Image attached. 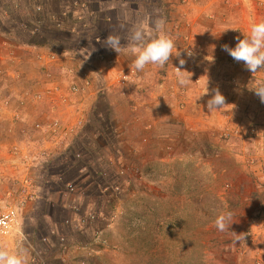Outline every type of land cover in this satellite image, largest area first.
<instances>
[{
	"label": "rangeland",
	"instance_id": "374dc122",
	"mask_svg": "<svg viewBox=\"0 0 264 264\" xmlns=\"http://www.w3.org/2000/svg\"><path fill=\"white\" fill-rule=\"evenodd\" d=\"M189 1L0 0V206L18 213L0 249L28 264H264V134L248 126L264 102L255 82L229 96L232 71L215 68L243 18L221 24ZM161 18L192 62L137 72L105 44ZM217 89L226 104L208 111ZM245 96L257 103L242 113Z\"/></svg>",
	"mask_w": 264,
	"mask_h": 264
},
{
	"label": "clouds",
	"instance_id": "9594fccd",
	"mask_svg": "<svg viewBox=\"0 0 264 264\" xmlns=\"http://www.w3.org/2000/svg\"><path fill=\"white\" fill-rule=\"evenodd\" d=\"M127 19V17H125ZM235 29V28H232ZM119 35L109 34L105 40V44L117 53L124 52L132 56V66L140 72L147 65H156L164 67L169 61L176 47L173 38L166 32L165 21L163 18L155 21L154 26H149L148 22H141L133 25L126 38V43H121ZM226 51L235 61L243 62L244 66L251 73L264 72V19L252 18L249 20L248 31L243 33V38H237L234 47L224 45ZM87 59V56H85ZM183 64V60L180 61ZM176 82L181 87L189 85L190 76H186L180 68H176ZM250 89L254 90L260 100L264 102V74L255 80L254 86ZM207 82L204 90L195 98L208 93ZM158 96H162L159 95ZM194 101V102H195ZM225 98L219 92L214 90L213 95L207 101L208 111L219 110L225 105ZM231 211H223L219 213L214 221V226L218 231L224 232L229 230L230 224L233 222ZM240 237L236 236L235 240L239 241ZM0 264H28V255L23 248L0 249Z\"/></svg>",
	"mask_w": 264,
	"mask_h": 264
},
{
	"label": "crops",
	"instance_id": "0c3cea01",
	"mask_svg": "<svg viewBox=\"0 0 264 264\" xmlns=\"http://www.w3.org/2000/svg\"><path fill=\"white\" fill-rule=\"evenodd\" d=\"M198 1H200L198 2V4L200 3L204 11L203 15L206 16L208 14H211V16H213L215 20L217 19L216 21L220 23L222 21L221 24H227L228 23L227 21H230L231 19H237L238 17L243 18V20L238 19L237 20L238 22L236 23H233V24L229 23L230 25H232V27L230 26L228 27L227 31H223L226 35H229L231 40L233 39L232 41H234V44L235 42H237V38L239 37L243 38V33H246L248 31L250 19L252 18H255L257 20L264 19V15L262 16L261 14L255 13L256 12L255 6L257 5L262 6L261 4L262 2L264 3V0H198ZM189 2H191V0ZM180 8H184V7L180 6ZM250 11H252V15H253L252 17L250 15L251 14ZM232 28H235V29H232ZM40 46L41 45L36 44L34 49H37L38 51L42 52L43 47H40ZM44 50L46 49L44 48ZM222 62L223 61L219 62L216 65L215 67L216 73L220 72V75L226 74L225 69L228 70V72L229 70L232 71L231 72L232 78H231L230 84H233L234 85L233 87H236V88L233 89L234 93H232V91L229 93V96H232V97L235 96V98L237 97L239 98V93L241 92L244 94L249 84L252 85L256 79L260 78L262 74H264V72L251 73L244 66L243 62H237L232 57H230L229 60H226V59L224 60V62H227V64L222 65ZM224 79H227V78H224ZM32 86H34V84H32ZM242 101L245 104V109L243 107L237 108V109L239 108L242 109V110L239 109L242 113L243 112L245 113L246 108L249 106L248 104H252L251 106H253L255 103H257L256 96H252L248 99H246V96H245ZM251 108H254V107H251ZM242 113L232 112V115L234 116L232 117L233 119L231 120V123H233L234 125H239L237 128L240 132L243 131L245 127H247L246 125H248V123H250V125H248L250 128H252V126H255L258 129L257 135L264 134V125H261L262 123H264V120L262 118L264 116L258 117L259 114H257L256 115L257 118H255V121L254 119H252L251 121H248L247 123V118ZM256 123H258L257 126H256ZM244 132L247 133V130H244Z\"/></svg>",
	"mask_w": 264,
	"mask_h": 264
},
{
	"label": "built area",
	"instance_id": "2783aa9c",
	"mask_svg": "<svg viewBox=\"0 0 264 264\" xmlns=\"http://www.w3.org/2000/svg\"><path fill=\"white\" fill-rule=\"evenodd\" d=\"M178 53L179 54L177 55V57L180 61L183 60V63L192 62L193 51L191 48L185 47L181 49ZM181 65L175 66L174 70L177 71L176 68H182ZM17 217V210L12 206H0V237L8 235L14 230V225L17 222Z\"/></svg>",
	"mask_w": 264,
	"mask_h": 264
},
{
	"label": "trees",
	"instance_id": "16d2710c",
	"mask_svg": "<svg viewBox=\"0 0 264 264\" xmlns=\"http://www.w3.org/2000/svg\"><path fill=\"white\" fill-rule=\"evenodd\" d=\"M1 6V5H0ZM33 36L32 35H29V38H28V41L32 38ZM34 39V38H33ZM28 41H27V43H28ZM34 41V40H33ZM36 41H34V43H35Z\"/></svg>",
	"mask_w": 264,
	"mask_h": 264
}]
</instances>
